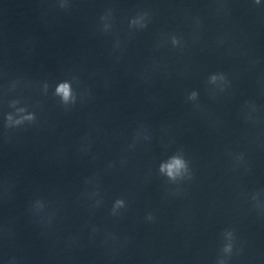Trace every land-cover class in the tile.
Wrapping results in <instances>:
<instances>
[{
    "label": "clouds",
    "instance_id": "1",
    "mask_svg": "<svg viewBox=\"0 0 264 264\" xmlns=\"http://www.w3.org/2000/svg\"><path fill=\"white\" fill-rule=\"evenodd\" d=\"M256 3H259V0H256ZM213 81L217 79V77L213 76L211 78ZM55 94L60 96L62 101L64 103H68L69 101L74 102L73 92L71 85L68 82L60 83L56 89ZM195 95V93L193 94ZM26 119H32V116L25 117ZM11 117H9V120ZM17 123H20V121H17ZM185 168V164L183 160L179 158H172V160L169 163L163 164L161 166V171L166 172L169 177L175 178L178 174H180L181 169ZM122 201H117V205H122ZM225 251H230V246L225 248Z\"/></svg>",
    "mask_w": 264,
    "mask_h": 264
}]
</instances>
